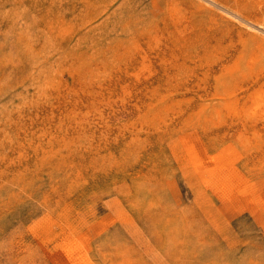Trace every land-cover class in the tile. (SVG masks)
I'll return each instance as SVG.
<instances>
[{"label": "rangeland", "instance_id": "rangeland-1", "mask_svg": "<svg viewBox=\"0 0 264 264\" xmlns=\"http://www.w3.org/2000/svg\"><path fill=\"white\" fill-rule=\"evenodd\" d=\"M252 22L264 0H0V264H264Z\"/></svg>", "mask_w": 264, "mask_h": 264}, {"label": "bare ground", "instance_id": "bare-ground-1", "mask_svg": "<svg viewBox=\"0 0 264 264\" xmlns=\"http://www.w3.org/2000/svg\"><path fill=\"white\" fill-rule=\"evenodd\" d=\"M249 22V20H248ZM251 23V22H250ZM253 25L255 24L256 26H261L263 29H264V25L262 23H254L252 22ZM254 25V26H255ZM249 26V25H248ZM254 30V29H253ZM257 31V30H256ZM260 32V31H259ZM247 33V32H246ZM247 40H250L251 42H254V43H259V44H264V38L263 37H260L258 36V34H254V33H248V37H247ZM44 222V221H43ZM40 223V222H39Z\"/></svg>", "mask_w": 264, "mask_h": 264}]
</instances>
